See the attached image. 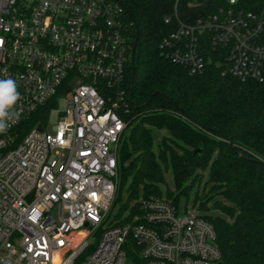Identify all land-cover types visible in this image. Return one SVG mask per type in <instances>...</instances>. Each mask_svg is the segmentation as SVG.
Segmentation results:
<instances>
[{
    "label": "built area",
    "instance_id": "obj_1",
    "mask_svg": "<svg viewBox=\"0 0 264 264\" xmlns=\"http://www.w3.org/2000/svg\"><path fill=\"white\" fill-rule=\"evenodd\" d=\"M125 15L117 0H0V80L19 94L0 132V264H224L200 210L151 195L134 221L108 217L127 126ZM205 43L228 72L263 78L264 12L229 0L195 23L178 19L162 46L196 73Z\"/></svg>",
    "mask_w": 264,
    "mask_h": 264
},
{
    "label": "trees",
    "instance_id": "obj_2",
    "mask_svg": "<svg viewBox=\"0 0 264 264\" xmlns=\"http://www.w3.org/2000/svg\"><path fill=\"white\" fill-rule=\"evenodd\" d=\"M117 1L126 10L131 57L122 83L126 105L120 109L127 126L118 146V189L125 187L126 199L117 196L119 210L111 222H132L142 211L140 199L163 197V165L173 169L177 186L191 169L209 165L210 180L225 188L230 202L219 214L200 211L216 231L223 263L264 264V73L262 79H242L228 72L221 49L209 43L202 47L205 68L192 73L162 46L178 19L195 23L227 1ZM237 4L264 12V0ZM154 128L195 147L214 133L223 145L212 160L209 153L163 150Z\"/></svg>",
    "mask_w": 264,
    "mask_h": 264
},
{
    "label": "rangeland",
    "instance_id": "obj_3",
    "mask_svg": "<svg viewBox=\"0 0 264 264\" xmlns=\"http://www.w3.org/2000/svg\"><path fill=\"white\" fill-rule=\"evenodd\" d=\"M229 1V0H226ZM59 109L52 111L50 115V122L55 123L58 119L59 110L65 107V100L62 99L59 103ZM54 130V127H50ZM156 134V139L161 144L163 150H167L170 146L176 149L179 153H191L192 151H199L202 156H206L209 153L211 160L219 152L220 147L223 145L222 138L218 135L211 133L208 138L199 144V146H190L184 144L182 141L175 138H170L166 130H159L154 128ZM164 178L160 187L163 191V197L170 200L179 197L177 205L180 213H185L187 210H200L206 214H219L222 213L221 208L224 207L223 204H228L229 199L225 194V188L223 186H218L210 180L209 176V165H203L202 167H196L190 170V174L182 176L181 184L176 185L174 181L173 169H170V165L166 169L163 165ZM120 181L118 182L119 188ZM217 185V186H216ZM117 188V196L121 197L122 200L126 199L125 187L122 191ZM116 201V199H115ZM119 204L114 202L112 209L109 212L108 217L112 218L119 210ZM202 207V208H201ZM127 214V211H125Z\"/></svg>",
    "mask_w": 264,
    "mask_h": 264
},
{
    "label": "clouds",
    "instance_id": "obj_4",
    "mask_svg": "<svg viewBox=\"0 0 264 264\" xmlns=\"http://www.w3.org/2000/svg\"><path fill=\"white\" fill-rule=\"evenodd\" d=\"M19 99L12 80H0V132L6 131V121L12 118L10 109Z\"/></svg>",
    "mask_w": 264,
    "mask_h": 264
},
{
    "label": "water",
    "instance_id": "obj_5",
    "mask_svg": "<svg viewBox=\"0 0 264 264\" xmlns=\"http://www.w3.org/2000/svg\"><path fill=\"white\" fill-rule=\"evenodd\" d=\"M135 47H136V45L134 44V46H133V57H132L133 60H134ZM132 81H133V77H132Z\"/></svg>",
    "mask_w": 264,
    "mask_h": 264
}]
</instances>
